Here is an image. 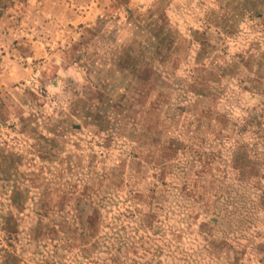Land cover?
<instances>
[{
	"label": "rangeland",
	"instance_id": "374dc122",
	"mask_svg": "<svg viewBox=\"0 0 264 264\" xmlns=\"http://www.w3.org/2000/svg\"><path fill=\"white\" fill-rule=\"evenodd\" d=\"M0 264H264V0L0 1Z\"/></svg>",
	"mask_w": 264,
	"mask_h": 264
},
{
	"label": "trees",
	"instance_id": "16d2710c",
	"mask_svg": "<svg viewBox=\"0 0 264 264\" xmlns=\"http://www.w3.org/2000/svg\"><path fill=\"white\" fill-rule=\"evenodd\" d=\"M0 1H2V0H0Z\"/></svg>",
	"mask_w": 264,
	"mask_h": 264
}]
</instances>
